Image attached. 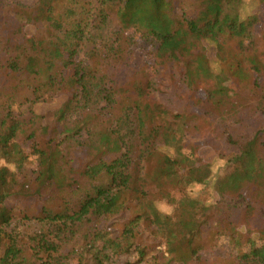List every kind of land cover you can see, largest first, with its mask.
<instances>
[{"label":"trees","instance_id":"1","mask_svg":"<svg viewBox=\"0 0 264 264\" xmlns=\"http://www.w3.org/2000/svg\"><path fill=\"white\" fill-rule=\"evenodd\" d=\"M235 9V0L0 5V264H66L74 253L80 264H264V31L246 32ZM132 33L157 45L154 70H174L178 99L195 109L175 112L144 71L113 79ZM57 97L48 118L35 112ZM216 132L230 153L216 149L226 165L211 181L193 138ZM206 163L199 185L211 184L212 202L186 191L187 173Z\"/></svg>","mask_w":264,"mask_h":264},{"label":"rangeland","instance_id":"2","mask_svg":"<svg viewBox=\"0 0 264 264\" xmlns=\"http://www.w3.org/2000/svg\"><path fill=\"white\" fill-rule=\"evenodd\" d=\"M38 0H0L1 6H24L26 8H32L37 4ZM184 3H190L184 1ZM235 15L237 20L245 26L246 32H249L253 29L256 33H261L264 31V4H262L261 0H235ZM259 20V21H258ZM115 25H112L113 27ZM112 29L109 28L107 31L102 33L103 39L106 40L107 44L111 47V42H109L110 31ZM22 35H30L32 34V29L30 27L22 28L20 30ZM132 38V46L130 49V53L126 58L122 61L112 62L109 67L108 72L112 75L113 79L118 83L127 82L130 78L134 76V74L138 71H144V73H148L150 76L154 75V80L158 81L162 93H164V98L169 99L167 103L173 108L175 112H183L190 111L195 109L193 106V98H186L185 100L178 99L176 95V87L177 82L175 83V71L169 69L167 67H160L159 69L154 70V54L157 50V45L153 42L146 41L139 34H131ZM114 48V46L112 47ZM213 47H210L212 50ZM213 54V53H210ZM74 86V81L70 80L64 88V93L68 94ZM222 93L233 100L236 97V89L233 82L229 79L223 80L221 82ZM202 97L203 94L196 93L195 96L192 97ZM191 97V96H190ZM62 98L57 97L53 102L47 104H39L34 107L35 112L38 115H43L48 118L50 110H53L57 104H60ZM18 114H23L25 116L27 114V107L23 106L21 108L15 107ZM249 123L252 120H256V116L249 117ZM259 121V120H258ZM261 122V121H259ZM258 122V123H259ZM264 122V121H263ZM262 122V123H263ZM195 142H199L203 144L201 149V155L205 158L207 163L210 165V169L212 171L211 181L217 178L225 169L226 161L220 159L218 155L222 152H216V149H220L219 151H226L225 155L229 154L230 149L223 141V136L220 132L211 133L205 136L204 140H200V138H193ZM32 161V162H31ZM33 158L30 159V164L28 165V170L32 171L35 169L36 164ZM207 163L202 166H198L192 171L187 173V183L188 188L186 191L193 196H205L208 198V201H215V198L211 192V184L210 186L199 185L202 181L201 173L207 169ZM13 203V202H12ZM158 207L160 211L166 215L173 214V206L165 203L159 202ZM263 225V221L260 223ZM195 226V221L191 220L186 222L182 228L177 233V238L179 240H183L187 238L189 231ZM36 226L31 227L27 230V232H32ZM19 231H26L23 225H19ZM159 242V241H158ZM158 242H156V252L163 253L164 247L157 246ZM156 255V253H154ZM224 253L222 252V255ZM217 258L216 255H213ZM213 258V257H209ZM80 254L74 253L67 260L66 264H80ZM215 259L210 260L211 262Z\"/></svg>","mask_w":264,"mask_h":264}]
</instances>
